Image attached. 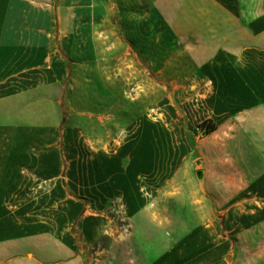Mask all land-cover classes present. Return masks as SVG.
Listing matches in <instances>:
<instances>
[{
	"label": "rangeland",
	"instance_id": "1",
	"mask_svg": "<svg viewBox=\"0 0 264 264\" xmlns=\"http://www.w3.org/2000/svg\"><path fill=\"white\" fill-rule=\"evenodd\" d=\"M92 1L91 18L70 11L64 24L65 46L90 53L72 61L60 52L67 75L49 89V127L32 132L44 164H33L23 196L40 208L31 217L82 264H146L149 244L136 241L134 226L145 218L156 224L148 229L160 261L231 264L236 247L248 249L235 236L264 218V188L245 187L229 147L201 125L207 98L192 77L199 64L185 20L159 0ZM52 32L58 46L56 19Z\"/></svg>",
	"mask_w": 264,
	"mask_h": 264
},
{
	"label": "crops",
	"instance_id": "2",
	"mask_svg": "<svg viewBox=\"0 0 264 264\" xmlns=\"http://www.w3.org/2000/svg\"><path fill=\"white\" fill-rule=\"evenodd\" d=\"M162 2L168 3L171 18L185 20V34L193 36L187 49L199 69L192 77H199L207 98L202 122L215 125L209 134L218 133L229 147L227 160L239 169L238 178L259 194L264 188V0ZM70 11L91 18L93 1L0 0V264H82L73 249L65 252L43 218L33 220L32 211L40 208L32 198H23L32 194L33 164L40 169L44 164V155L32 154V132L48 129L49 89L67 75L60 52L66 49L72 61L90 53L89 46H65ZM54 19L58 46L53 44ZM219 188L224 195V186ZM154 223L145 218L134 225L140 228L136 241L149 244L146 264H172L160 261L155 231L148 229ZM252 224L235 236L248 249L236 247L231 264H264V251L257 250V242H264V218Z\"/></svg>",
	"mask_w": 264,
	"mask_h": 264
},
{
	"label": "trees",
	"instance_id": "3",
	"mask_svg": "<svg viewBox=\"0 0 264 264\" xmlns=\"http://www.w3.org/2000/svg\"><path fill=\"white\" fill-rule=\"evenodd\" d=\"M201 125L205 128L206 133H211L215 130V125L213 123L203 121Z\"/></svg>",
	"mask_w": 264,
	"mask_h": 264
},
{
	"label": "water",
	"instance_id": "4",
	"mask_svg": "<svg viewBox=\"0 0 264 264\" xmlns=\"http://www.w3.org/2000/svg\"><path fill=\"white\" fill-rule=\"evenodd\" d=\"M196 174H197V177H198L199 179H202V172H201V171H198Z\"/></svg>",
	"mask_w": 264,
	"mask_h": 264
},
{
	"label": "bare ground",
	"instance_id": "5",
	"mask_svg": "<svg viewBox=\"0 0 264 264\" xmlns=\"http://www.w3.org/2000/svg\"><path fill=\"white\" fill-rule=\"evenodd\" d=\"M123 137H124V136H123V133H120V138L123 139Z\"/></svg>",
	"mask_w": 264,
	"mask_h": 264
}]
</instances>
